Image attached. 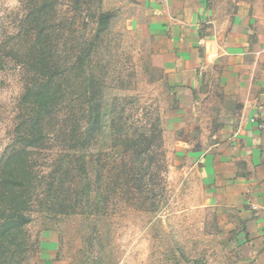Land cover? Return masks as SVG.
Returning a JSON list of instances; mask_svg holds the SVG:
<instances>
[{"label": "rangeland", "instance_id": "1", "mask_svg": "<svg viewBox=\"0 0 264 264\" xmlns=\"http://www.w3.org/2000/svg\"><path fill=\"white\" fill-rule=\"evenodd\" d=\"M258 2L208 0L209 17ZM50 77L38 142L31 99ZM174 106L153 37L117 0H0V157L23 146L32 169L30 221L0 231V264H245L177 157Z\"/></svg>", "mask_w": 264, "mask_h": 264}, {"label": "crops", "instance_id": "2", "mask_svg": "<svg viewBox=\"0 0 264 264\" xmlns=\"http://www.w3.org/2000/svg\"><path fill=\"white\" fill-rule=\"evenodd\" d=\"M117 2L162 60L175 99L169 120L184 128L177 157L191 163L243 263L264 264V0L222 22L208 0Z\"/></svg>", "mask_w": 264, "mask_h": 264}, {"label": "trees", "instance_id": "3", "mask_svg": "<svg viewBox=\"0 0 264 264\" xmlns=\"http://www.w3.org/2000/svg\"><path fill=\"white\" fill-rule=\"evenodd\" d=\"M47 67V66H46ZM45 67V68H46ZM54 78H49L37 85L31 103L33 115L28 121L27 133L38 141L45 134L41 123L51 116L54 101L51 89ZM23 146H13L0 157V231L2 236L16 240L25 235L24 227L30 221L29 196L27 185L30 182L32 169ZM45 264H50L46 261Z\"/></svg>", "mask_w": 264, "mask_h": 264}, {"label": "built area", "instance_id": "4", "mask_svg": "<svg viewBox=\"0 0 264 264\" xmlns=\"http://www.w3.org/2000/svg\"><path fill=\"white\" fill-rule=\"evenodd\" d=\"M157 1L162 2L164 0H157ZM252 120L254 121L255 119H252ZM259 126L262 127L263 125L262 124H259Z\"/></svg>", "mask_w": 264, "mask_h": 264}]
</instances>
